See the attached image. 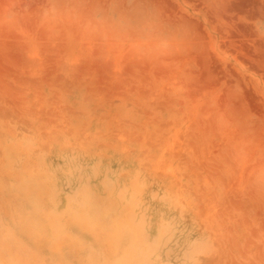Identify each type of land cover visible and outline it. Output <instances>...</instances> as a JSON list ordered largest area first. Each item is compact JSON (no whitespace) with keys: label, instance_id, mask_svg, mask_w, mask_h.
<instances>
[{"label":"rangeland","instance_id":"374dc122","mask_svg":"<svg viewBox=\"0 0 264 264\" xmlns=\"http://www.w3.org/2000/svg\"><path fill=\"white\" fill-rule=\"evenodd\" d=\"M0 264H264V0H0Z\"/></svg>","mask_w":264,"mask_h":264}]
</instances>
